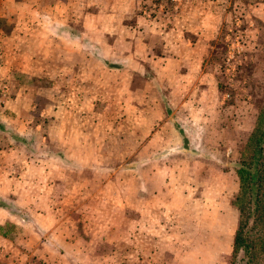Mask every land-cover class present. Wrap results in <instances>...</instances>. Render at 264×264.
I'll list each match as a JSON object with an SVG mask.
<instances>
[{
  "label": "rangeland",
  "instance_id": "obj_1",
  "mask_svg": "<svg viewBox=\"0 0 264 264\" xmlns=\"http://www.w3.org/2000/svg\"><path fill=\"white\" fill-rule=\"evenodd\" d=\"M216 1L184 29L183 0H0L1 251L33 249L32 209L43 264H229L264 0Z\"/></svg>",
  "mask_w": 264,
  "mask_h": 264
},
{
  "label": "trees",
  "instance_id": "obj_2",
  "mask_svg": "<svg viewBox=\"0 0 264 264\" xmlns=\"http://www.w3.org/2000/svg\"><path fill=\"white\" fill-rule=\"evenodd\" d=\"M236 176L232 205L237 220L229 264H264V109L243 148Z\"/></svg>",
  "mask_w": 264,
  "mask_h": 264
},
{
  "label": "crops",
  "instance_id": "obj_3",
  "mask_svg": "<svg viewBox=\"0 0 264 264\" xmlns=\"http://www.w3.org/2000/svg\"><path fill=\"white\" fill-rule=\"evenodd\" d=\"M111 0H109L110 2ZM120 1H124V0H120ZM174 2L176 0H173ZM196 0H183V5L181 6V8L179 9V17H183V22H184V29H203L202 25L206 24V21L208 18H212L213 19V23L212 26H216L217 24V18H218V12H219V8L217 7L218 1L216 0H200V2L203 4V8H201L199 10V12L197 13V10L192 9L193 5L196 3ZM261 2V1H259ZM264 3V1H263ZM175 8H179V6H176ZM199 14V15H198ZM199 16V20H197L196 18ZM263 16V15H260ZM175 29L176 28L175 26ZM182 29V28H179ZM199 47L198 43H194L193 44V48ZM204 53H200L198 54L196 60H197V66L198 68L201 67V63H202V59H203ZM10 149L8 150H4L3 153L4 154H10ZM26 209V208H25ZM10 212V210H8ZM9 212H5L2 211V213L0 212V226H2L3 224L7 223V224H19L20 221L17 220V218ZM31 214L29 215L30 219L29 221L33 223V225L38 226L37 228L33 229L31 232H27V243L34 241L33 244V249L32 248H27L25 250H17L13 243H12V249L7 250V251H1L0 250V260L5 262L6 264H15L14 260L15 258L19 255L21 257H25L26 259H29V262H31V264H41L42 262H46L47 259H49L50 257H56V258H62V259H66L65 258V251L64 253L61 251V248L59 249V247L57 248H50V249H45L46 247L49 246L50 242L44 238L43 233L49 231L51 234L54 233L55 231V227L57 224L53 223V225H51V227H48V229H46L45 231H43V228L41 226H39L38 224V218L39 217H47L48 216L46 214L43 213H36V211H32V209L29 211ZM27 213V212H26ZM48 214V213H47ZM26 219V220H25ZM50 219V217H49ZM25 222H23V224L27 223V215L24 214V219ZM18 223H16V222ZM48 221V220H47ZM51 228V229H49ZM1 239H5L4 237L0 236ZM55 237V236H53ZM6 240V239H5ZM38 241V243H37ZM59 241V239H58ZM30 244V243H29ZM38 244V245H37ZM26 246V245H25ZM63 250V249H62ZM30 259H33L32 261H30ZM43 264V263H42ZM64 264V262H63Z\"/></svg>",
  "mask_w": 264,
  "mask_h": 264
}]
</instances>
